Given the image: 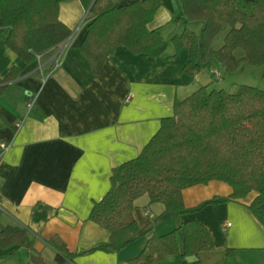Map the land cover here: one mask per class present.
<instances>
[{
	"label": "crops",
	"instance_id": "1",
	"mask_svg": "<svg viewBox=\"0 0 264 264\" xmlns=\"http://www.w3.org/2000/svg\"><path fill=\"white\" fill-rule=\"evenodd\" d=\"M163 2L149 26L159 28L168 42L166 51L160 55L136 53L121 44L99 72L80 47L89 22L80 0H64L60 6V19L72 34L60 47L31 63L7 45L10 27L0 25V74H7L14 65L21 68L0 96V144H10L7 149L0 145V221L26 227L35 249L48 262L56 255L51 238L78 251L109 239L110 231L92 220L90 212L109 190L112 169L139 155L160 128L162 118L174 113L177 98L210 84L218 77L214 70L225 68L213 60L201 71H183L190 50L175 51L172 36L188 25L200 32L204 22L188 19L179 0ZM238 5L253 11V0H238ZM222 34V42L217 37L214 47L223 43ZM53 57L58 63L49 69ZM30 99L34 110L28 108ZM42 112L43 118L38 116ZM232 191L227 182L213 179L185 188L183 196L186 206L193 207ZM254 196L252 191L243 198L175 213L143 194L135 200L134 215L142 228L152 227L151 231L120 251L97 247L79 254L74 264H125L152 234L169 231L189 218L202 221L214 241V248L197 254V264H264V224L250 207ZM225 220L232 222L227 228L223 227ZM32 252L20 246L1 255L0 264H29ZM182 261L179 254L172 253L155 264Z\"/></svg>",
	"mask_w": 264,
	"mask_h": 264
},
{
	"label": "trees",
	"instance_id": "2",
	"mask_svg": "<svg viewBox=\"0 0 264 264\" xmlns=\"http://www.w3.org/2000/svg\"><path fill=\"white\" fill-rule=\"evenodd\" d=\"M64 0H0V25L9 26L7 45L26 63L37 54L60 47L72 29L60 19ZM86 10L87 32L80 47L99 72L118 45L125 44L136 53L163 54L168 42L153 21L163 0H80ZM182 13L190 20H202L200 32L186 26L174 34L175 51L186 47L190 60L184 72L201 71L213 60L228 70L244 63L260 65L264 77V0H253V11L238 5V0H179ZM92 4V5H91ZM91 6V7H90ZM225 33L223 43L214 40ZM237 49L243 54L238 56ZM54 62L50 65L52 69ZM19 66L0 74V96L8 83L20 73ZM35 109V104L31 110ZM43 118L45 114L39 113ZM5 123H8L4 119ZM213 179L233 187L229 196H213L187 207L183 190ZM252 191L250 207L264 224V89L243 83L237 91L209 89L203 85L174 102V113L162 118L158 131L134 158L112 169L111 186L94 202L90 218L110 231L109 239L82 250H71L65 241L49 239L56 251L48 262L34 246L26 227L0 221V256L24 246L33 251L29 264H74L79 254L102 247L120 251L133 240L151 231L142 228L135 215V200L148 194L152 202H163L168 211H197L229 198H243ZM214 248L208 227L197 218L181 221L164 233L152 234L143 249L125 264H155L169 254L188 261L189 254ZM227 255L231 253L228 249ZM124 264V263H118Z\"/></svg>",
	"mask_w": 264,
	"mask_h": 264
},
{
	"label": "rangeland",
	"instance_id": "3",
	"mask_svg": "<svg viewBox=\"0 0 264 264\" xmlns=\"http://www.w3.org/2000/svg\"><path fill=\"white\" fill-rule=\"evenodd\" d=\"M87 15V14H86ZM84 15V17L86 16ZM188 27H190L188 25ZM191 28V27H190ZM223 36V34H222ZM222 36L219 35L216 41L222 42ZM243 54L242 49H238L237 55ZM221 75L217 78L213 77L210 84H206L209 89L225 88L228 91L235 92L239 86L243 83L252 84L264 89V77L262 75L263 68L260 65H253L250 63H244L242 68L237 70H228L226 68L221 69Z\"/></svg>",
	"mask_w": 264,
	"mask_h": 264
},
{
	"label": "built area",
	"instance_id": "4",
	"mask_svg": "<svg viewBox=\"0 0 264 264\" xmlns=\"http://www.w3.org/2000/svg\"><path fill=\"white\" fill-rule=\"evenodd\" d=\"M41 53H39V54H37V57L38 58H40L41 57ZM52 61L54 62V65H53V67L58 63V60H57V58H55V57H53L52 58ZM215 71V73H216V75L217 76H220L221 75V72H220V70L219 69H215L214 70ZM129 96H127V98H128ZM34 100L33 99H30L29 101H28V108H32V106L34 105V102H33ZM1 148L2 149H7L8 147H9V143L8 142H1ZM232 224V222L231 221H229V220H225L224 221V223H223V227L224 228H227V227H229L230 225ZM0 262H1V258H0Z\"/></svg>",
	"mask_w": 264,
	"mask_h": 264
},
{
	"label": "water",
	"instance_id": "5",
	"mask_svg": "<svg viewBox=\"0 0 264 264\" xmlns=\"http://www.w3.org/2000/svg\"><path fill=\"white\" fill-rule=\"evenodd\" d=\"M95 0H93L92 4L94 3ZM91 4V5H92ZM91 7V6H90ZM90 9V8H89ZM89 9L87 10V12L89 11ZM197 258V255L196 254H189L186 256V259L189 260V261H194L195 259Z\"/></svg>",
	"mask_w": 264,
	"mask_h": 264
}]
</instances>
